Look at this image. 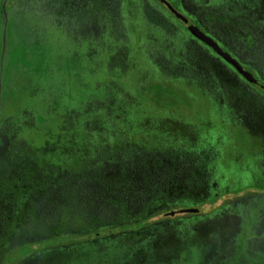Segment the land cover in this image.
Returning <instances> with one entry per match:
<instances>
[{"label":"rangeland","instance_id":"374dc122","mask_svg":"<svg viewBox=\"0 0 264 264\" xmlns=\"http://www.w3.org/2000/svg\"><path fill=\"white\" fill-rule=\"evenodd\" d=\"M7 1L0 0L3 11ZM46 1L12 0L5 11L8 29L0 30V164L12 150H30L54 166L65 161L63 146L72 137L108 135L121 116L134 126L140 107L122 92L113 72L133 73L139 95L151 82L167 81L173 65L184 64L196 76L189 92L206 126L197 150H206L211 160L209 180L232 192L217 204L195 207L196 214L170 216L162 210L137 234L80 247L23 248L5 264L264 263V81L254 70L261 67L264 74V0H167L196 27L205 13L228 15L235 26H224L222 43L238 62L251 66L256 85L208 55L184 24L171 19L169 28L152 24L147 8L155 3L150 0L119 1L120 39L111 37L100 16L81 26L53 17ZM25 22L35 31L34 40L24 30ZM217 66L227 77L212 72ZM116 125L113 131L124 129ZM216 191L211 187L207 195ZM207 195L200 193L202 199ZM25 232L20 227L14 239Z\"/></svg>","mask_w":264,"mask_h":264},{"label":"trees","instance_id":"16d2710c","mask_svg":"<svg viewBox=\"0 0 264 264\" xmlns=\"http://www.w3.org/2000/svg\"><path fill=\"white\" fill-rule=\"evenodd\" d=\"M119 1L48 0L45 7L53 17L81 26L100 16L109 26L111 37L120 39ZM150 1L155 3H151L154 8H147L152 24L169 28L171 19L183 26L160 3ZM11 4L12 0H8L4 11L0 7V30L8 29L4 15ZM230 23L235 24L221 11L205 13L195 21L201 32L236 60V54L222 43L221 32ZM29 25L25 22L24 30L34 40L36 33ZM187 34L208 55L222 61ZM222 63L235 73L229 64ZM239 63L250 72L248 63ZM211 70L227 77L221 66ZM254 70L255 77L264 81L261 67ZM171 72L167 81L151 82L139 95L133 73L113 72L122 92L140 107L134 114L135 125L121 116L113 123V130L116 123H121V131L72 137L63 146L65 161L53 166V162L39 161L30 150L9 153L7 161L0 164V261L5 259L0 263L10 262L23 248L80 247L101 239L137 234L162 210L170 215L198 209L195 207H204L208 202L217 204L222 196L232 192L231 188H220L218 180H209L211 160L206 150H197L206 126L191 102L189 88L196 76L184 64L173 65ZM261 86L264 87L263 82ZM211 187L217 190L213 197L207 195ZM200 193L207 196L202 199ZM20 227L25 229V235L14 239ZM11 246L18 247L5 250Z\"/></svg>","mask_w":264,"mask_h":264},{"label":"water","instance_id":"95a60500","mask_svg":"<svg viewBox=\"0 0 264 264\" xmlns=\"http://www.w3.org/2000/svg\"><path fill=\"white\" fill-rule=\"evenodd\" d=\"M161 4H163L167 10L178 20H180L182 23L187 24V31L193 36L195 39L200 41L203 45L210 48L222 61L229 64L245 81H247L250 84H255L256 79L253 77V75L243 69L241 64L233 59L228 53L222 50V48L209 36L202 33L196 26L192 24H188L187 18H185L182 14L178 13L168 2L165 0H157ZM6 17V14L4 15ZM198 209H185L182 210V214H196L198 213ZM170 216H174V212L170 213Z\"/></svg>","mask_w":264,"mask_h":264},{"label":"flooded vegetation","instance_id":"af4514ba","mask_svg":"<svg viewBox=\"0 0 264 264\" xmlns=\"http://www.w3.org/2000/svg\"><path fill=\"white\" fill-rule=\"evenodd\" d=\"M154 1H156L157 3H160L159 1H157V0H154ZM166 2H168L167 0H165ZM169 3V2H168ZM161 4V3H160ZM170 4V3H169ZM164 8H166L163 4H161ZM171 5V4H170ZM172 6V5H171ZM167 9V8H166ZM180 21V20H179ZM181 22V21H180ZM184 24V23H183ZM188 24H191L189 21H188ZM185 26H186V28H187V24H184ZM198 28V27H197ZM200 30V29H199ZM207 47V46H206ZM223 50V49H222ZM256 84H258L257 82L254 84V85H256Z\"/></svg>","mask_w":264,"mask_h":264}]
</instances>
